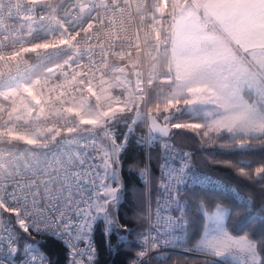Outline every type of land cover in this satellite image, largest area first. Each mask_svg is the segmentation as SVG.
I'll return each instance as SVG.
<instances>
[{"label": "snow or ice", "instance_id": "6c2138e0", "mask_svg": "<svg viewBox=\"0 0 264 264\" xmlns=\"http://www.w3.org/2000/svg\"><path fill=\"white\" fill-rule=\"evenodd\" d=\"M122 123L129 132L145 125L149 144L175 129L226 153L264 151V0H0V245L8 257L18 251V227L63 242L69 264L84 256L92 264L94 224L102 219L106 236L117 225ZM213 162L264 182V160ZM186 169L163 184L167 206L181 215L157 211L132 264L187 231ZM196 207L203 231L186 251L212 258L204 264H264V236L232 234L221 204ZM25 255L24 264H50L29 246Z\"/></svg>", "mask_w": 264, "mask_h": 264}, {"label": "trees", "instance_id": "16d2710c", "mask_svg": "<svg viewBox=\"0 0 264 264\" xmlns=\"http://www.w3.org/2000/svg\"><path fill=\"white\" fill-rule=\"evenodd\" d=\"M116 141L125 138L124 148L120 153V189L121 199L116 207V219L124 234L121 236L112 230L105 235V223L102 219L96 221L91 234L97 257L94 264H131L141 246L140 237L144 233L146 224V187L140 181V170L146 161L144 147V129L142 124L134 126L129 132L126 124L116 127ZM179 132V134H176ZM173 135L157 138L148 145L149 165V197L153 201L158 191L159 165L168 158V148L188 153L189 168L198 174L209 175L218 182L216 186L202 188L199 185H186L181 189L180 201L187 204L185 217L188 221L186 232L179 231L180 240L176 241L184 249L192 248L199 240L203 231V216L196 205L206 202L209 211H213L217 204L228 208L231 215L226 218V226L234 235L250 234L252 238L264 236V182L241 177L236 170L213 162L217 160L240 159L251 160L255 165L264 160V151L254 149L247 154L226 153L219 147V143H203L195 133L172 130ZM99 172V165H98ZM239 198L250 203L242 204ZM176 213H181L176 209ZM9 214H4L8 217ZM143 215L145 219H138ZM13 221V220H11ZM14 222V221H13ZM15 226V225H13ZM243 228V230H241ZM17 257H26L25 247L29 246L38 254H43L50 264H67L70 256L69 249L62 242L49 236L24 234L18 227ZM264 256V252L261 253ZM204 256L172 253L165 260H154L150 264H204ZM146 264V263H145Z\"/></svg>", "mask_w": 264, "mask_h": 264}, {"label": "built area", "instance_id": "2783aa9c", "mask_svg": "<svg viewBox=\"0 0 264 264\" xmlns=\"http://www.w3.org/2000/svg\"><path fill=\"white\" fill-rule=\"evenodd\" d=\"M27 55L32 57V60L29 61L30 63L35 61L34 54L29 53ZM142 126L144 129V147L146 150H148L149 143L146 142L148 130L145 125L142 124ZM187 158L188 156H185V155H181V154L176 155V151H175L173 155H169L167 159H165L162 163H160L158 191L155 194L154 199L152 201L149 197V165H148V155H146V161H145V165L143 168L147 169V175L142 179L141 175L139 174L140 181L145 185L146 194H147L146 195V214H145L146 224H145L143 235H147L152 229V224L157 218V211H159V215L162 218L171 217L173 219H176L177 217L180 216L179 213L178 214L176 213L175 206H172V207L167 206L168 204L167 193H166L165 188L163 187V184L167 183V174L169 172L178 171L181 168V166L185 164L187 165L186 173L183 177V183L179 185L180 191L182 187L186 185H199L202 188H207L210 186L218 185V182L215 179H213L211 176L198 174L195 171L191 170L189 168ZM94 163L98 166V160H95ZM97 171H98V167H97ZM81 206L82 207L84 206L83 203L81 204ZM149 211L151 212V220L147 218L149 215ZM69 216L71 217L73 224L75 226L77 222V217L75 215V209L69 212ZM34 234L43 235L40 233H34ZM44 236H48V235H44ZM91 241H92V247L95 249V252H94V260H95L97 257V250H96L95 244L92 239ZM16 245L18 246L17 240H16ZM63 245L66 246L64 243ZM84 247H85L84 243L79 242V248L83 249ZM172 253L191 254V252L186 251V249L182 248L176 242H173L167 245L161 243L160 246L155 251L148 252V255L145 257V263L150 264L154 260H165ZM0 259H9L10 264H24L26 257L18 258L17 253L12 257H8L7 244L5 243L3 245H0ZM77 259H80V257H77ZM82 259H83L84 264H88L87 256H84ZM94 260L92 261V264H94ZM132 261H131V264H132ZM67 264H69V261Z\"/></svg>", "mask_w": 264, "mask_h": 264}, {"label": "rangeland", "instance_id": "374dc122", "mask_svg": "<svg viewBox=\"0 0 264 264\" xmlns=\"http://www.w3.org/2000/svg\"><path fill=\"white\" fill-rule=\"evenodd\" d=\"M115 136H116V130H115ZM98 139V143L99 144H103V145H105V146H108V147H111V145H110V143L107 141V140H104V138L102 137V136H100V137H98L97 138ZM125 143V138L121 141V142H118L117 141V144H124ZM164 144V147H165V145L167 144L168 145V142H165V143H163ZM169 150H168V154L169 155H173L174 153H175V151H176V155L178 154V155H184L185 153H182L183 151H180V150H177V149H175V148H171V146H169L168 145V147H167ZM180 153V154H179ZM98 160V165H99V173H100V176H101V178H103V176H104V169H103V167H102V164H101V160L100 159H97ZM120 164V163H119ZM118 167V180H119V182H120V170H119V165L117 166ZM106 183H111L113 186H117V185H115V182H113V181H111L110 179L109 180H106ZM119 187H120V183H119ZM121 188V187H120ZM121 196H122V191H121V189H120V191H119V193H118V197H119V199H118V202H119V200L121 199ZM118 202H117V204H118ZM117 204H116V207H117ZM116 207L112 210V216L113 217H115V219H116ZM145 214H146V212H145ZM8 216V215H7ZM9 217V219L10 220H13V221H15V218L14 217H11V216H8ZM12 221V223H13V225H14V222ZM116 221H117V219H116ZM117 230V232L120 234V233H122V234H124V229H122L121 227H120V225L118 224V222H117V225H116V227L114 228V230ZM115 230V231H116ZM202 235V234H201ZM201 237V236H200ZM200 239V238H199ZM183 248V247H182ZM192 253V252H191ZM198 254V253H197ZM190 255H193V254H190Z\"/></svg>", "mask_w": 264, "mask_h": 264}, {"label": "water", "instance_id": "95a60500", "mask_svg": "<svg viewBox=\"0 0 264 264\" xmlns=\"http://www.w3.org/2000/svg\"><path fill=\"white\" fill-rule=\"evenodd\" d=\"M161 138H166V137H161ZM191 254H193V255H197V256H200V255L197 254V253H191Z\"/></svg>", "mask_w": 264, "mask_h": 264}, {"label": "crops", "instance_id": "0c3cea01", "mask_svg": "<svg viewBox=\"0 0 264 264\" xmlns=\"http://www.w3.org/2000/svg\"><path fill=\"white\" fill-rule=\"evenodd\" d=\"M116 230V229H115ZM117 231V230H116ZM121 234V236H123V234L122 233H120ZM194 253H198L199 255H201L199 252H194Z\"/></svg>", "mask_w": 264, "mask_h": 264}, {"label": "bare ground", "instance_id": "6f19581e", "mask_svg": "<svg viewBox=\"0 0 264 264\" xmlns=\"http://www.w3.org/2000/svg\"><path fill=\"white\" fill-rule=\"evenodd\" d=\"M145 151H146V155H148V150L145 149ZM200 256H203V255H200Z\"/></svg>", "mask_w": 264, "mask_h": 264}]
</instances>
